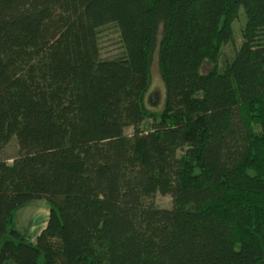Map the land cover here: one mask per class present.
Segmentation results:
<instances>
[{
  "label": "trees",
  "instance_id": "trees-1",
  "mask_svg": "<svg viewBox=\"0 0 264 264\" xmlns=\"http://www.w3.org/2000/svg\"><path fill=\"white\" fill-rule=\"evenodd\" d=\"M111 24L125 55L103 60ZM155 55L161 113L144 104ZM13 140L0 264H264V0H0V157ZM43 200L28 242L14 214Z\"/></svg>",
  "mask_w": 264,
  "mask_h": 264
},
{
  "label": "rangeland",
  "instance_id": "rangeland-1",
  "mask_svg": "<svg viewBox=\"0 0 264 264\" xmlns=\"http://www.w3.org/2000/svg\"><path fill=\"white\" fill-rule=\"evenodd\" d=\"M246 25V16L243 10H240L235 19L231 22L233 32V41L219 48L216 61V68L223 71L226 63L231 61L236 51L243 42V30ZM100 54L103 60H115L125 55L124 45L122 43L120 31L114 24L104 27L100 32ZM212 64L206 63L203 67V73L212 68ZM166 97V85L161 76L158 55H155L151 62L148 75V90L145 95V107L154 113L163 111ZM151 119H147L143 124L144 130H149ZM132 130L127 131L128 135ZM17 156V145L13 140L1 155V159L14 158ZM9 161L8 163H11ZM153 203L164 209L172 206V200L168 196L157 194L153 198ZM50 213V206L46 201H34L23 207L14 214V223L17 231L28 242H34L40 232L46 227Z\"/></svg>",
  "mask_w": 264,
  "mask_h": 264
}]
</instances>
